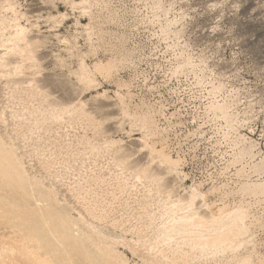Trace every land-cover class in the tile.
Wrapping results in <instances>:
<instances>
[{"label": "bare ground", "instance_id": "bare-ground-1", "mask_svg": "<svg viewBox=\"0 0 264 264\" xmlns=\"http://www.w3.org/2000/svg\"><path fill=\"white\" fill-rule=\"evenodd\" d=\"M152 1L154 19L172 11L161 0ZM49 3L55 9L58 3L65 4L90 20L87 25L77 20L74 33L63 35L60 29L68 12L58 10L47 17L48 33L66 54L54 53V66L76 80L81 97L75 102L53 100L40 86L38 53L48 40L32 36L34 29L41 33L40 26L30 20L19 0H4L0 84L5 83L8 104L0 111V124L6 127L5 135L0 132V264H75L78 254L87 262L96 255L101 264H130L117 247L151 264H208L202 260L209 255L218 257V264H264L257 237V229L264 225V211L258 210H264V153L241 133L236 103L214 100L208 107L237 136L225 168L227 172L230 166L241 167L236 168L235 188L226 191L228 185H223L205 191L201 183L188 185L184 161L171 154L166 132L158 124V117H166L165 108L136 103L131 83L120 78L131 52L122 47L108 58H98L104 36L110 33L106 26L115 22L111 15L102 20L101 13L110 12L108 3ZM180 24L181 19H166L160 25L162 38L179 40ZM80 38L86 41L85 50ZM91 57L96 60L89 64ZM190 69L204 70L185 56L178 71ZM114 81L116 90L103 87ZM88 94L96 102L114 104L107 111L116 109L118 115L98 118L87 108ZM50 123L48 130L57 127L58 146H33L29 154L27 131L31 126L40 131ZM109 123H116L118 134L128 140L109 133ZM75 126L85 132L90 154L83 156L79 144L66 142L72 137L68 129ZM97 137L104 139L102 144L91 141ZM20 138L25 153L17 144ZM132 140L140 142L138 155L148 154L147 164H134L135 154L127 153L125 146ZM154 167L164 169L163 175ZM164 175L171 178V185H165ZM214 193L222 195L221 203L210 199Z\"/></svg>", "mask_w": 264, "mask_h": 264}, {"label": "rangeland", "instance_id": "rangeland-1", "mask_svg": "<svg viewBox=\"0 0 264 264\" xmlns=\"http://www.w3.org/2000/svg\"><path fill=\"white\" fill-rule=\"evenodd\" d=\"M19 1L24 12L31 17L30 20L40 26L41 33L34 29L32 36L48 40L47 45L38 53L42 64V74L38 77L40 86L53 100L75 102L81 97V92L76 80L70 79L66 70L54 66V53L64 56L66 54L62 52L63 47L58 40L48 33L50 23L47 17L50 14L56 15L58 10L68 12V19L60 29L63 35L74 33L77 20L82 25H87L89 18L79 12L70 11L65 4L58 3L55 9L49 0ZM104 1L108 3L110 12L101 13L102 20L107 21L111 15L115 22L106 26L110 33L104 36L98 58H108L122 50V47L126 52H131L130 60L119 73L120 78L131 83L136 103L145 102L165 108L166 117H158V124L166 132L171 154L186 160V163L183 162V171L188 175V185L201 183L205 191L223 185H228L224 187L226 191L235 188L238 182L236 168L241 167L230 166L227 172L225 168L234 153L237 136L234 130L228 128L225 121L216 118L208 107L214 100L235 102V110L242 121L241 133L256 141L258 148L264 153V0H161L163 5L172 11L167 17L160 19L153 18L152 0ZM0 5H4V0H0ZM166 19H181L179 29L182 34L179 40L162 38L160 25ZM79 31L83 32V29ZM80 45L85 50L84 38H80ZM183 55L190 56L194 64L202 65L204 70L178 71ZM95 60L96 58L91 57L88 63L92 64ZM27 74L29 75L30 71ZM3 85L0 84V111L8 104ZM213 86L220 89L216 92ZM103 87L116 90L115 81L104 83ZM84 100L87 102V108L98 118L118 115L116 109L107 111L115 107L112 103L96 102L91 99L90 94L85 95ZM8 124L7 131L11 133V118L8 119ZM51 125L45 124L40 131L30 127L35 134L27 131V143L30 146L26 151L29 154L33 146L46 149L58 146L57 127L48 130ZM117 126L116 123H109L106 130L115 133V138L128 140L127 135L118 134ZM5 129L6 127L0 124V132L4 135ZM70 129L68 132L70 131L72 137H67L66 142L70 139L69 142L79 144L78 148L83 156L90 154V145L84 138L83 129L80 126H75L74 130ZM88 134L89 137L92 136L90 132ZM103 140L102 137H97L91 141L102 144ZM17 144L25 153L22 138ZM125 148L127 153L135 154L134 164L148 163V154L138 155L139 141L132 140ZM28 160L30 158L27 154ZM154 170L163 175L164 169L154 167ZM164 183L171 185V178L165 176ZM210 199L219 204L222 195L214 193L210 195ZM237 199L240 200V197ZM258 210L261 214L264 211L261 207ZM128 212L133 213L132 210ZM257 237L261 245L258 250L264 254V225L257 229ZM117 250L124 253L130 264H151L124 248L117 247ZM205 261H208V264H218V257L209 255L202 260ZM100 262L96 255L87 262L81 254H78L74 261L75 264H101Z\"/></svg>", "mask_w": 264, "mask_h": 264}, {"label": "built area", "instance_id": "built-area-1", "mask_svg": "<svg viewBox=\"0 0 264 264\" xmlns=\"http://www.w3.org/2000/svg\"><path fill=\"white\" fill-rule=\"evenodd\" d=\"M184 163H186V160L184 159Z\"/></svg>", "mask_w": 264, "mask_h": 264}]
</instances>
